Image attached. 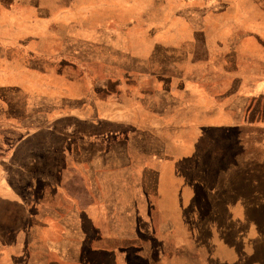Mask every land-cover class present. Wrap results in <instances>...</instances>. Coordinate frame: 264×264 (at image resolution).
Wrapping results in <instances>:
<instances>
[{
    "label": "crops",
    "instance_id": "1",
    "mask_svg": "<svg viewBox=\"0 0 264 264\" xmlns=\"http://www.w3.org/2000/svg\"><path fill=\"white\" fill-rule=\"evenodd\" d=\"M128 1L0 0V49L21 48L30 53L31 47H41L37 54L43 56L45 43L40 45V41L28 40L26 33L54 30L49 27L56 25L50 22L51 18L63 20L83 15H90L95 21V17L105 16L104 30L110 35L105 42L106 48L114 49L115 42L117 45L128 42L127 36L120 39L122 42L115 41L118 36L115 33L123 32L126 24V21H116L115 17L126 13ZM191 1L203 6L206 0H177L184 10H188ZM69 20L62 21V27L57 30L72 33L61 38L57 51L61 56V110L44 125L24 131L16 144L7 138L5 149L9 151L5 153L1 146L3 103L0 97V264H176L174 260L179 256L186 262L183 264H264V193L260 190L245 197L242 215L249 223V232H245L244 237H236L237 227L233 235L218 236L213 242L205 237L206 242L202 239L195 245L188 229L185 235L178 233L179 224L183 222L178 217L177 168L172 169L177 155L164 154L166 145L171 142V131L177 124L167 118L185 110V92H193L187 85H193L195 76L214 92L210 94L214 108L222 106L225 96L222 94L226 90L215 75L214 65L220 63L226 52L220 57L208 54L203 61H196L194 49H183L180 45L179 52L172 49L169 52L158 43H151L153 49L148 53L137 57L129 54L139 59L143 67L146 65V69L136 71V75L125 74L127 81L139 83L138 88L109 89V81L113 80L109 77L100 88L94 85L86 91L69 92L64 84L66 77L83 78L81 64L92 62L83 57L87 53L92 55V50H82V38L88 33L92 37L102 26L91 20L90 23ZM156 25L143 28L151 41L156 40L155 34L160 28ZM186 25L191 27L189 22ZM196 62L213 66L197 74L184 68L186 65L193 67ZM163 63L166 68L156 66ZM1 65L2 58L0 70ZM146 79L155 81L151 88L144 86ZM242 79L244 82L240 79L232 84L235 92L229 99L242 101L249 97L248 110L235 106L231 124L217 120L207 125L218 130L219 125L224 129L225 125L238 127L242 124L249 128L251 140L264 144V63L261 62L250 77ZM162 80L169 83L167 87L162 88ZM183 83L185 88H181ZM188 106L186 102V108ZM18 110L24 118L27 116L24 108ZM247 112L250 121H247ZM32 113L28 114L30 118ZM240 115H243L242 122L238 121ZM254 115L258 117L254 119ZM6 122L5 131H18L12 126V120ZM195 127L199 128V124L187 128ZM41 133L47 136L41 137ZM52 135L57 137L56 143ZM37 141L40 143L33 145ZM146 153L151 164L139 162V168L134 169L137 160L134 155L144 154L146 159ZM58 155L61 168L54 169L51 162ZM203 155L192 156L191 160L201 161ZM249 157L256 159L252 152ZM19 158L22 167L14 166ZM67 174L72 176L68 183L54 184L58 176ZM115 176L120 178L114 180ZM168 176H173V183H158ZM39 180L42 184H35ZM237 182L235 176L229 200L241 198L236 194L241 186ZM194 194L190 191V199L184 206L193 204L192 198L197 200L199 194ZM189 220L184 223L190 225L191 231L196 223ZM201 222L207 221L202 218ZM133 224H137L138 229Z\"/></svg>",
    "mask_w": 264,
    "mask_h": 264
},
{
    "label": "rangeland",
    "instance_id": "2",
    "mask_svg": "<svg viewBox=\"0 0 264 264\" xmlns=\"http://www.w3.org/2000/svg\"><path fill=\"white\" fill-rule=\"evenodd\" d=\"M191 3V6L187 7L188 10H184L177 0L128 1L129 7L125 8L126 13L122 12L115 17L116 21H126L124 31L115 33L118 35L115 37V41L122 42L120 39L127 36L128 42L124 41L118 45L115 42L114 49L106 48L105 42L110 35L104 30L106 24L104 15L95 17L96 21L90 15L65 17V19L69 18V21L81 23H90L92 19L91 23L95 24L96 22L97 25L102 26L99 27L101 30L93 33L92 37L88 33L86 37L82 38V50L85 52L92 50V55L87 53L86 56H83L92 60L89 64H81L83 78L72 80L67 76L64 84L69 92L86 91V89H92L94 85L100 88V85L106 84L109 77H113V80L109 81V89L120 88L123 90L130 87L136 89L139 87V83L127 81L124 78L125 74L128 72L136 75V71L140 69L142 71V68L146 69V65L143 67V64L138 62L139 59H134L131 55L137 57L146 54L153 49L152 44L157 43L159 46L167 48L165 51L169 52L170 49L173 52H179L180 45H183V49H194L196 61H203V58L208 54L220 57L224 51L226 52L220 58V63L214 65L216 67L215 75L226 90L222 94V96L225 95L222 99L224 101L222 106L214 108L213 98L211 99L213 95H210L214 92L195 76L193 85H187L193 92H185V105L183 104L185 110L178 111L179 113L172 118H167V121L171 120L177 124V128L171 131V142L166 145L164 154L175 153L174 155H177L175 164L172 161V169L173 167L177 168L178 217L183 222L179 224L178 233L185 235L188 229L189 238L196 245V243L202 242V239L205 240V237L213 242L218 236L233 235L237 227L239 229L236 237H244L245 232H249V223H246V218L242 215L245 197L250 196L255 190L264 193V144L259 140H251L249 128L242 124L238 127L225 125L224 129H222V125H219L218 130L216 127L212 128L207 125V123L211 124V121L217 120L219 123L231 124L234 120L232 109L235 106H240L241 110L244 107L247 110L249 108V97L242 101L239 99L232 101L229 98L234 95L233 85L236 80L239 82L240 79L243 81L244 77H250L256 67L260 66L261 62L264 63V0H206L203 6L200 2L191 1ZM65 19L51 18L50 22L53 21L56 25L51 24L49 27L54 30L26 33L28 40L40 41L42 43L40 45L45 43L46 47L42 50H45L46 53L42 54L43 56L37 54L41 47H33V49L31 47L29 50L34 52L30 51V53L21 50V48L15 50L3 48L2 51L0 49L2 53L0 56L2 58L0 97L3 103L2 153L9 151L8 148L5 149L7 143L4 141H8L7 138H11L16 144L24 131L44 125L56 112L61 110V64L59 63L61 56L57 51L61 47V38L72 34L57 31L59 27H62V21ZM59 22L61 24H58ZM186 22H189L191 27L187 26ZM155 23L160 28L155 34L156 40L151 41L146 38L143 28L150 24L155 25ZM44 27H48V25H44ZM154 41L156 42L154 43ZM31 45L34 46L36 43ZM234 52H236V56L233 57ZM216 57L215 59H218ZM156 66L166 68L167 65L163 63ZM212 66L211 63L206 65L198 62L194 63L193 67L190 65L184 67L183 65L188 72H193V74L202 73L207 70L206 67L209 69ZM221 78L224 79L221 80ZM154 83V80L146 79L144 86L151 88ZM168 84L165 80L160 83L162 88L167 87ZM185 87L184 83L181 84V88ZM179 92L180 90H178V94ZM205 96L208 97L205 98ZM186 102L187 105L189 104L188 108H186ZM7 104L10 107H7ZM20 108L26 110L25 118L18 110ZM32 111V118H30L28 114ZM249 114V112L246 113L247 121H250ZM256 117L258 116L254 115V119ZM238 119L242 122L243 115H240ZM7 120H12V126L18 131H5ZM22 123L25 126H22ZM191 124H199V128H187ZM150 127L155 130L154 126ZM40 135L41 137L47 136L44 133ZM51 137L56 143L57 137L53 135ZM39 143L37 141L33 145ZM250 152L256 159L249 157ZM197 154H204L201 161L191 160V157ZM143 155H134L137 158L134 169L139 168V162H144L147 166L151 164L148 158L149 154L146 153V159ZM77 163L82 164L83 162L78 161ZM51 164L54 169L61 168V157L56 156ZM167 165L170 166V164ZM14 166L22 167L20 158L17 159ZM43 169L46 168L43 167ZM258 169V174H256L255 171ZM134 175L133 182L136 183L137 172ZM235 176L238 178L237 183L241 184L236 189V194L239 193L241 198L234 201L229 198L230 191L233 190L231 185ZM69 178H72L70 174L58 176L54 184L68 183ZM119 178L120 176H115L114 180ZM124 179L126 178L123 177ZM84 180L87 182V177H84ZM94 180H97L95 176ZM70 182H73V179ZM37 183L42 184V181L35 182V184ZM158 183L160 185L173 183V176H168ZM190 191L195 194L197 192L199 196L197 200L196 197L192 198L193 204L184 206L190 199ZM262 199L264 200L263 197ZM224 201L225 203H223ZM186 208L188 211H185ZM202 218L204 222H207L202 223ZM186 219L187 222L191 219L196 223L192 225L191 231L190 225L184 223ZM133 226L137 229L139 227L137 224H133ZM182 259V256H179L174 261L176 264H183L185 261ZM108 264L114 263L109 262Z\"/></svg>",
    "mask_w": 264,
    "mask_h": 264
}]
</instances>
